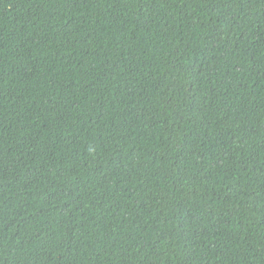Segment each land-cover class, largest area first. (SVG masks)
Listing matches in <instances>:
<instances>
[{
  "label": "trees",
  "instance_id": "1",
  "mask_svg": "<svg viewBox=\"0 0 264 264\" xmlns=\"http://www.w3.org/2000/svg\"><path fill=\"white\" fill-rule=\"evenodd\" d=\"M0 264H264V0H0Z\"/></svg>",
  "mask_w": 264,
  "mask_h": 264
}]
</instances>
